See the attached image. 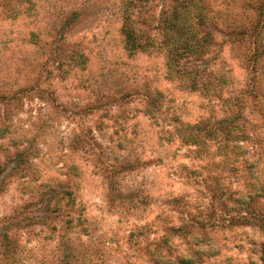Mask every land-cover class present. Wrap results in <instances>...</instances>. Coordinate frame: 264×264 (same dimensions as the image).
<instances>
[{"label": "rangeland", "instance_id": "374dc122", "mask_svg": "<svg viewBox=\"0 0 264 264\" xmlns=\"http://www.w3.org/2000/svg\"><path fill=\"white\" fill-rule=\"evenodd\" d=\"M194 1L0 0V264H264V0Z\"/></svg>", "mask_w": 264, "mask_h": 264}, {"label": "trees", "instance_id": "16d2710c", "mask_svg": "<svg viewBox=\"0 0 264 264\" xmlns=\"http://www.w3.org/2000/svg\"><path fill=\"white\" fill-rule=\"evenodd\" d=\"M201 5H199V2L196 3L193 0V6H192V10L196 13L195 16L196 18L200 21L203 17H202V12H201ZM181 8V7H180ZM190 10V6L186 7V11ZM190 11V12H193ZM177 13L174 14L172 20L170 23L167 24V26L169 27V30H173L175 33L173 34V37L177 36L181 33H186L188 31L191 30V27H189L188 21L186 22L185 20H183L185 17L188 18V14L184 15L181 13V11L179 12L178 10H176ZM124 33L125 36L127 38V44L129 49L133 52V53H137L139 50H143L145 44L142 43L139 40V34L137 29H135L134 27H132L131 25L126 23V26H124ZM180 39H182V37H179ZM183 40H179L177 46L173 45H169L167 46L168 48V53H169V61L170 63H174L175 66L179 63V53H184V50H190L189 53H193V49H190V47H193V45L188 44L187 42L183 43ZM197 51V50H196ZM170 65V64H169ZM170 68L171 65H170Z\"/></svg>", "mask_w": 264, "mask_h": 264}]
</instances>
